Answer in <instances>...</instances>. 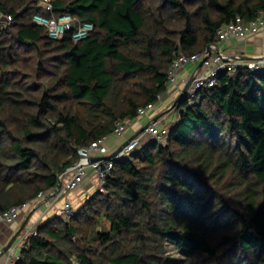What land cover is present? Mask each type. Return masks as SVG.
I'll return each mask as SVG.
<instances>
[{"label": "trees", "instance_id": "trees-1", "mask_svg": "<svg viewBox=\"0 0 264 264\" xmlns=\"http://www.w3.org/2000/svg\"><path fill=\"white\" fill-rule=\"evenodd\" d=\"M51 2L93 23L88 37L52 39L33 20L51 14L40 0H0L12 16L0 18V214L49 194L92 143L157 103L181 54L264 11V0ZM198 94L176 99L165 143L113 159L70 220L40 223L17 264H264V72H221Z\"/></svg>", "mask_w": 264, "mask_h": 264}, {"label": "built area", "instance_id": "built-area-1", "mask_svg": "<svg viewBox=\"0 0 264 264\" xmlns=\"http://www.w3.org/2000/svg\"><path fill=\"white\" fill-rule=\"evenodd\" d=\"M40 4L43 5V7L51 14L46 15L42 12H36L33 15V20L37 24L47 27L49 36L52 39H61L67 33H72L73 39L75 41H80L87 38L94 28V25L91 22H76L77 19L70 14L56 15L53 13L54 6L51 0H40ZM0 17L5 25L12 22V16L3 14L1 11ZM263 30L264 11H261L258 17L249 23L245 22L242 17L238 16L230 23L221 26L217 30L216 42L210 44V53L205 51L201 54H193L190 57L181 54L173 63L165 85L167 91L165 94L159 95L158 101L162 100L163 97L177 84L179 69L182 66L188 63H200L205 57L207 58L203 61L202 66L195 73L187 88H183L181 91V94L189 95L190 105L199 101L198 92L201 89L211 88L216 85L217 76L221 72H227L230 75H234L239 68H249L252 71L264 72V53L253 58H234L232 55L228 54V52L221 49V46L231 38L245 39L250 36L258 35ZM157 103H151L147 106L140 107L138 110L139 116L145 115L148 111L154 109ZM132 122L133 120L117 122L114 135L123 137ZM168 131L169 127L167 126L164 117H159L147 125L137 136L130 139L115 157L110 159H101L94 162L90 161V157L99 156L100 152L103 151L104 139L92 143L90 147L83 151L81 159L61 175L63 180V177L67 173L70 174L67 181L64 184L62 183L61 189L52 197L53 200L57 201L62 199L67 193L77 190L90 172H94L96 174L99 181V190H103L107 178L111 175L114 168L113 159L127 158L132 153L140 149L144 144H148L152 141L162 142L168 134ZM53 191L49 194L53 193ZM46 195L47 193L41 192L35 201L44 198ZM26 204L28 203H24L21 206L11 207L1 213L0 223H12L16 221L20 215L22 207L26 206ZM75 214L76 208L72 202L68 199H64L59 208V215L65 220H70ZM36 228L37 227L35 226L30 227L21 236L14 240L12 245L4 253L2 264H17L19 262L22 258V251L29 248V237L36 232Z\"/></svg>", "mask_w": 264, "mask_h": 264}, {"label": "crops", "instance_id": "crops-1", "mask_svg": "<svg viewBox=\"0 0 264 264\" xmlns=\"http://www.w3.org/2000/svg\"><path fill=\"white\" fill-rule=\"evenodd\" d=\"M221 49L225 50L232 56L243 55L255 57L260 55L264 53V30L258 35L250 36L245 39L231 38L221 46ZM198 65L199 63H188L182 66L179 69L178 82L171 91L168 92L162 100L158 101L154 109L148 111L145 115L134 119L123 137L112 134L109 137L104 138L103 151L100 152L99 156L113 153L123 141L137 133L155 116L161 115L160 117H164L168 127L173 125L178 119V113L175 108L173 110L171 108L181 94L182 89L186 86L188 80L197 71ZM69 176L70 174L67 173L63 177V184L67 181ZM98 190V178L94 172H90L77 190L67 193L64 198L54 201L53 198H49V194H47L40 200L26 204V206L22 207L20 215L16 221L12 223H0V250L15 234L19 237L30 227H37L48 217L59 215V208L64 199L71 201L74 207L80 206L87 198L92 196ZM24 214L25 216L23 217ZM3 259V255L0 256V264H2Z\"/></svg>", "mask_w": 264, "mask_h": 264}, {"label": "water", "instance_id": "water-1", "mask_svg": "<svg viewBox=\"0 0 264 264\" xmlns=\"http://www.w3.org/2000/svg\"><path fill=\"white\" fill-rule=\"evenodd\" d=\"M211 49L210 46L207 49V53H210ZM234 58H253V57H249V56H243V55H234L232 56ZM207 57H205L198 65L197 71L200 69V67L203 64V61L206 59ZM196 71V72H197ZM195 72V73H196ZM195 73L191 76V78L188 80V82L186 83V86L184 87V89L187 88V86L189 85V83L191 82V80L193 79ZM161 115L155 116L149 123H147L144 127H142L137 133H135L134 135H132L131 137H129L128 139H126L125 141H123L120 146L111 154L109 155H105V156H92L90 157V161L94 162L97 160H101V159H110L113 158L117 155V153L129 142L130 139L134 138L135 136H137L147 125H149L152 121L156 120L157 118H159ZM71 168V167H70ZM62 187V178L61 175L59 176V180H58V184L56 186V188L54 189L53 193L49 194V198L53 197ZM17 234H15L9 241L8 243L0 250V256L4 255V253L8 250V248L12 245V243L14 242V240L16 239Z\"/></svg>", "mask_w": 264, "mask_h": 264}, {"label": "rangeland", "instance_id": "rangeland-1", "mask_svg": "<svg viewBox=\"0 0 264 264\" xmlns=\"http://www.w3.org/2000/svg\"><path fill=\"white\" fill-rule=\"evenodd\" d=\"M174 106H175V104L172 106V108H171L172 110L174 109ZM167 120H168V118H167ZM162 142L165 143V138L163 139ZM24 216H25V214L23 215V217ZM167 247H168V255H169L170 259L179 260V259H182L184 257L183 252L176 246V244H174L172 242H168Z\"/></svg>", "mask_w": 264, "mask_h": 264}]
</instances>
